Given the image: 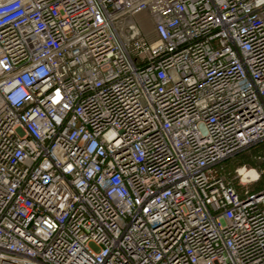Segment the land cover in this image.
<instances>
[{"label":"built area","instance_id":"built-area-1","mask_svg":"<svg viewBox=\"0 0 264 264\" xmlns=\"http://www.w3.org/2000/svg\"><path fill=\"white\" fill-rule=\"evenodd\" d=\"M260 183L264 0H0V264H264Z\"/></svg>","mask_w":264,"mask_h":264},{"label":"rangeland","instance_id":"rangeland-1","mask_svg":"<svg viewBox=\"0 0 264 264\" xmlns=\"http://www.w3.org/2000/svg\"><path fill=\"white\" fill-rule=\"evenodd\" d=\"M138 20L141 22V24L148 28L150 26V21L146 14H140L138 16ZM247 163L251 164L252 166L255 165L254 160L251 158V154L249 155L248 152L242 153L237 155L236 157H233L225 164V174L226 177L231 180L237 187H240L241 184H239V179L236 176V170L241 166L242 164ZM264 183L257 184L255 186L256 189H260L263 186Z\"/></svg>","mask_w":264,"mask_h":264},{"label":"bare ground","instance_id":"bare-ground-1","mask_svg":"<svg viewBox=\"0 0 264 264\" xmlns=\"http://www.w3.org/2000/svg\"><path fill=\"white\" fill-rule=\"evenodd\" d=\"M242 173H244L248 177H251V180H255L258 178V173L254 169H250L249 171L242 170Z\"/></svg>","mask_w":264,"mask_h":264}]
</instances>
